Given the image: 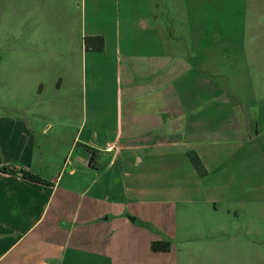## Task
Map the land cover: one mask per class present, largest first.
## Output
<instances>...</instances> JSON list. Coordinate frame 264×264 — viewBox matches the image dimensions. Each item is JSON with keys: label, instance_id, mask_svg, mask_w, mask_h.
<instances>
[{"label": "crops", "instance_id": "1", "mask_svg": "<svg viewBox=\"0 0 264 264\" xmlns=\"http://www.w3.org/2000/svg\"><path fill=\"white\" fill-rule=\"evenodd\" d=\"M29 1L25 11L35 17L37 3L42 7L48 0ZM148 1L143 8L130 5L133 11L124 13L116 4L118 18L110 41L105 33L90 34L104 37L105 49L86 50V59L87 54H103L116 74L115 107L108 112L115 132L112 137L84 133L89 110L80 90L75 95L83 97V104L76 99V114H70V104L63 105L61 100L55 101L49 114L42 115L30 103L16 105L15 115L0 114V264H212L205 258L195 262L188 257L190 248L182 251L173 242L168 252H154V242L169 240L153 237L140 227L142 221L156 222L161 228L168 213L173 214L169 207L179 204L174 222L191 215L211 221L213 212L221 211L239 221L249 207L257 209L263 203L256 194L251 196L254 200L247 197L254 188L264 186L263 169L253 162V147L264 138L261 101L251 99V108L242 103L237 110L222 96L201 102L199 94L192 93L185 99L183 80L200 67L194 53L169 52L157 12L161 4ZM36 22L23 20L21 28L30 31ZM34 31L29 40H34ZM109 44L111 56L107 55ZM47 54L54 56L52 50ZM29 59L15 68L20 94L24 93L20 88L45 86L29 65L34 54ZM95 62L90 61L93 71L98 68ZM50 135L55 144L47 147L42 137L47 141ZM62 143H68V148L59 159L61 148L56 146ZM88 148L96 153L93 166ZM190 153L202 162L205 176L192 164ZM22 171L51 186L26 180ZM219 172L220 176L209 179ZM152 206L160 208L154 221L135 211ZM259 215L252 211L251 217ZM215 226L207 224L203 232L216 231ZM181 227L178 222L170 227L174 230L163 233L189 234L191 227ZM231 227L242 234L258 233L257 227L245 223ZM218 229L226 240L219 245L228 253L227 263L236 262L229 253L233 246L238 250L245 244L231 241L229 226L219 224ZM260 246L263 251L264 245Z\"/></svg>", "mask_w": 264, "mask_h": 264}, {"label": "rangeland", "instance_id": "2", "mask_svg": "<svg viewBox=\"0 0 264 264\" xmlns=\"http://www.w3.org/2000/svg\"><path fill=\"white\" fill-rule=\"evenodd\" d=\"M157 1L161 4L157 12L160 14L162 34L166 35L169 52L174 49L186 55L194 53V60L200 67L195 74L183 80L185 99L194 96L192 93H198L201 102L212 96H222L231 100L237 110H241L242 103L251 108L250 100L255 99L261 101L264 109V0ZM26 2L31 4L29 0H0V114L15 115L16 105L26 106L29 103L42 115L46 111L49 114L54 112L56 100H61L63 105L70 104V114H76V99L83 104V97L75 95L80 90V95H83L84 99L87 97L89 110L88 125L84 133H92L94 137L97 134L112 137L115 132L108 112L115 107V70L111 62L109 63L110 59L103 54H94L96 58L87 54L86 59L85 40L94 31L105 33L109 41L112 39V31L118 18V2L124 13L133 11L130 5H140L143 8L149 1L48 0L42 7L37 3L38 11L35 17L27 15ZM23 20L37 21V24H31L30 31H23ZM33 29L34 40H29ZM51 35H59L58 40ZM51 50L54 56H48L47 53ZM111 50L109 44L108 56H111ZM32 54L35 59L33 64L29 65L35 67L39 82L45 86L39 89L38 85L33 90L20 88L24 90V93L20 94L22 92L16 87L15 68L31 62L29 56ZM92 59L98 67L95 71L90 65ZM70 66V70H60ZM59 78L63 84H60ZM91 109H94V116ZM58 111L55 110L56 113ZM261 116V122L264 123V113ZM70 119L76 120L75 115H70ZM70 133H74L73 129ZM52 138L50 135L46 141L42 137L43 145H54ZM56 147L61 148L58 152L59 159L61 154L66 155L68 143L58 144ZM248 148L251 149L250 146ZM253 148V162L262 167L264 176V138ZM248 156H251V153H248ZM217 176H220V172L211 174L209 179L214 180ZM110 177L112 178V175ZM154 184L151 183V186ZM254 191L248 192L247 197L254 200L255 197L251 196L256 194L257 200L262 199L263 203H259L257 209L249 207L246 217L239 221L221 211L217 214L213 212L214 218L211 221L207 217L191 215L182 221L174 222L178 206L180 209L179 204L169 207L173 214L168 213L166 224L161 228L157 227L159 225L156 222L149 224L144 223L145 221H142L140 227L152 233L153 237L165 236L164 240L173 242L182 251L186 247L190 248L188 257L195 258V262H202L205 258L211 260L212 264H228L225 259L228 253L219 245L226 240L221 237L222 233L217 231L218 225L223 224L230 227L232 242L245 244L238 250L233 246L229 254L236 258V262L232 260L231 264H264V248L263 251L260 250V245H264V186L256 187ZM142 210L144 209H135L136 212L145 213L150 221H154L160 213L159 206ZM252 211L260 213V217H251ZM194 213L199 214L197 211ZM141 216L144 218V215ZM178 222H181V228L191 227L189 234L180 233L173 237L170 231L167 235L163 233L165 229L174 230L170 227L178 225ZM236 222L241 225L249 224V228L257 227L258 233L236 232L231 227ZM207 224L217 225V230L203 232L206 230L203 226Z\"/></svg>", "mask_w": 264, "mask_h": 264}, {"label": "trees", "instance_id": "3", "mask_svg": "<svg viewBox=\"0 0 264 264\" xmlns=\"http://www.w3.org/2000/svg\"><path fill=\"white\" fill-rule=\"evenodd\" d=\"M85 47L87 51H93V52H103L105 49V38L102 36L97 37H89L85 40ZM88 150L91 152V161L90 165L93 166V163L95 161V151H92L90 148ZM189 158L192 162V164L195 166L197 171L202 175L205 176L206 172L203 169L202 162L197 157V155L190 153ZM23 177L33 183H38L45 186H51V183L48 181L43 180L41 177L34 175L30 172L22 171ZM171 248L170 242H154L152 244V250L154 252H168Z\"/></svg>", "mask_w": 264, "mask_h": 264}]
</instances>
